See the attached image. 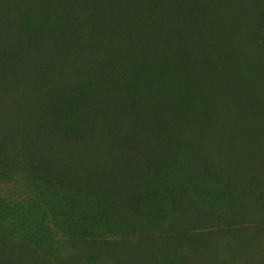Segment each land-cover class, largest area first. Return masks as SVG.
Instances as JSON below:
<instances>
[{
  "label": "trees",
  "instance_id": "16d2710c",
  "mask_svg": "<svg viewBox=\"0 0 264 264\" xmlns=\"http://www.w3.org/2000/svg\"><path fill=\"white\" fill-rule=\"evenodd\" d=\"M8 171L45 193L48 214L0 205V264L167 260L166 237L143 260L122 241L185 219L173 241L206 250L213 234L188 227L212 210L223 252L236 261L241 243L264 264L228 223L238 207L264 212V0H0ZM48 220L76 250L35 236ZM92 223L119 237L91 239Z\"/></svg>",
  "mask_w": 264,
  "mask_h": 264
},
{
  "label": "rangeland",
  "instance_id": "374dc122",
  "mask_svg": "<svg viewBox=\"0 0 264 264\" xmlns=\"http://www.w3.org/2000/svg\"><path fill=\"white\" fill-rule=\"evenodd\" d=\"M8 174H2L0 176V205H2L4 202H7L9 206L16 207H24L27 211H30L31 214L34 216V220L38 219L41 221H45L47 219H42L48 214V208L43 205L35 202V199H38V197L44 194H41L38 189L34 187V185L21 173L13 172V171H8ZM52 187V186H51ZM50 187V189H51ZM7 204V205H8ZM45 208V210H44ZM40 212H43L40 214ZM210 218L212 216L214 217V222L213 223H204V224H192L188 229L194 233L196 231H204V234L206 233H212V238L210 239L211 247H209L206 250H200L197 245L193 242H190L189 239H184L181 240H174L172 239L171 234L175 232L170 233V230L173 228H186L182 227V222L185 221V219L180 220L176 225H171L168 226V230L166 228V224L164 227L160 228V232L158 235H156V232H149L148 235H151L152 238H139L137 239L136 237H133L130 240H123L121 247L123 250L125 249V253L127 255L132 254L139 260L146 259V256L150 254L157 246H159V242L153 241L157 240L158 237H162L164 241L165 238V243L164 245L167 246L166 250H164L166 253L165 255L167 260L164 259H146L143 260L145 264H148L152 262L153 264H254L251 262V257L249 256V253H253L252 250H250V247H246L241 245V243H238V248L240 245V250L242 251L241 253L238 254V258H235L236 261L233 260L232 257L226 255L223 252L222 249V243L219 244L221 241L219 236L214 232V230L218 229L219 227L217 226V216L214 214V210L209 212ZM237 214L240 215L238 217H233L230 215L228 217L229 219V224L232 226H237L240 228V231L246 232V235H249L250 241L254 242L255 245L260 247L263 252V261H264V212L262 214L259 213V210H250L246 208H237ZM212 215V216H211ZM198 215H194L193 213L188 215L187 217V222L192 223L196 221V217ZM36 223V222H34ZM197 224V225H196ZM221 224V223H219ZM49 230H46L48 233V236H44V231L38 230L35 233H38V237L43 243L46 242L45 238H52L55 236V238L58 240L60 243L57 248V252L59 253L58 256H66V254L71 252L72 250H76L75 245H66L63 242V240H72L71 235H65L64 229H61L59 232L56 230L54 231V227L56 228L57 226L55 225L52 220H48V223L46 224ZM93 228L95 229L91 235V239H107V238H118L119 236L113 235L111 232H107L101 229L102 224L100 225V228L96 226V224H93ZM194 226V227H193ZM253 226V227H250ZM259 226L261 231H257L254 227ZM248 228H253L252 230ZM53 229V230H52ZM98 229V230H97ZM97 230V231H96ZM54 231V232H53ZM166 231V232H165ZM34 234V231H33ZM215 235V236H214ZM50 236V237H49ZM58 236V237H57ZM251 236H254L253 239ZM127 238V236H124ZM54 238V239H55ZM73 241V240H72ZM128 241V242H127ZM183 241V242H182ZM182 242L183 249L177 251L176 247L174 244ZM195 242V241H194ZM237 244V243H234ZM253 244V243H252ZM250 244V246H252ZM45 245V244H44ZM164 246L163 244H161ZM181 246V244H180ZM235 247L234 245H232ZM219 248L217 250L216 248ZM69 250V251H68ZM109 261V260H108ZM150 261V262H149ZM131 264V263H130Z\"/></svg>",
  "mask_w": 264,
  "mask_h": 264
}]
</instances>
